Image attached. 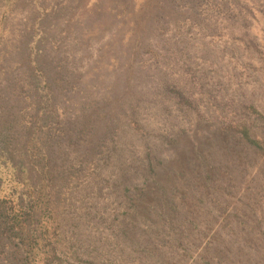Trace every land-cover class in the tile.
Listing matches in <instances>:
<instances>
[{
    "label": "rangeland",
    "instance_id": "obj_1",
    "mask_svg": "<svg viewBox=\"0 0 264 264\" xmlns=\"http://www.w3.org/2000/svg\"><path fill=\"white\" fill-rule=\"evenodd\" d=\"M2 131L74 167L53 264H264V0H0Z\"/></svg>",
    "mask_w": 264,
    "mask_h": 264
},
{
    "label": "trees",
    "instance_id": "obj_2",
    "mask_svg": "<svg viewBox=\"0 0 264 264\" xmlns=\"http://www.w3.org/2000/svg\"><path fill=\"white\" fill-rule=\"evenodd\" d=\"M6 134L0 132V157L4 162L9 161L16 181L12 197H0V238L3 240L0 250L5 251V247H10L7 260L1 261V264H40L39 260H43L42 264L59 263L63 261L59 255L63 251L62 247L68 243L61 231V211L66 203V193L62 192L59 181L63 179L64 184L70 182L74 167L60 161L66 153L64 148L59 150L56 159L50 150L45 152L49 146L46 135L40 138L41 146H22L16 159L8 146ZM65 159L70 160L67 157ZM29 171L38 173L41 183L39 187V183L32 184ZM56 172L59 173L58 177H55ZM51 176L59 182L57 185H54L52 179L50 181ZM26 184L30 188L27 186L25 191L29 190V193L18 191L20 185L25 187ZM15 192L18 194L13 198ZM53 204L55 208H52Z\"/></svg>",
    "mask_w": 264,
    "mask_h": 264
}]
</instances>
